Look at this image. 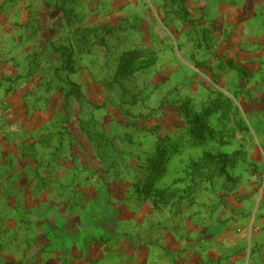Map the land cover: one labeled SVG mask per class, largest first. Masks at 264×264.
<instances>
[{"label": "rangeland", "instance_id": "374dc122", "mask_svg": "<svg viewBox=\"0 0 264 264\" xmlns=\"http://www.w3.org/2000/svg\"><path fill=\"white\" fill-rule=\"evenodd\" d=\"M0 264H264V0H0Z\"/></svg>", "mask_w": 264, "mask_h": 264}]
</instances>
